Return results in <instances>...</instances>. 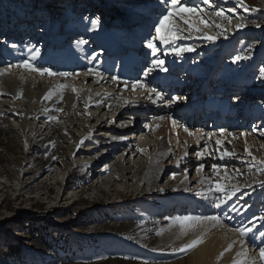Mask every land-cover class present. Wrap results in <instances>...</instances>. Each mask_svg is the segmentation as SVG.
I'll return each instance as SVG.
<instances>
[{
	"label": "rangeland",
	"instance_id": "rangeland-1",
	"mask_svg": "<svg viewBox=\"0 0 264 264\" xmlns=\"http://www.w3.org/2000/svg\"><path fill=\"white\" fill-rule=\"evenodd\" d=\"M56 1L36 0L38 4L30 5L27 0H0V10L1 7L7 9V15L3 17L10 21L11 14L22 10V15L31 17L39 9L45 8V16L51 13V17L46 18L39 13L35 14L39 21L35 17L36 20H24L32 26L28 27L30 24L25 23L28 30L26 35L20 36L23 48L18 51L16 59L19 53L23 52L22 62H39L42 67L34 66L39 69L53 67L56 61L51 57L60 60L71 59L74 51L70 44L66 45L64 41L70 38L69 30L73 27H79V38L86 41L83 45L89 51V59L97 65H105L111 56L115 55L107 53L109 48L106 47L111 44L114 46L112 50H117L122 45L134 47L138 43L147 46L148 42H152L157 48L155 55L152 53V62L163 60V67L167 69L161 71L160 68L153 67L151 62L150 68L153 70L149 73L155 80L162 82L160 84L157 81L153 89L167 94L180 87L175 84L174 76L190 77L192 82L188 87L183 86L185 93L178 100L179 108L185 103H189L190 107L183 111L177 123L182 121L194 125L195 129H203L207 132L204 137L212 142L221 138L216 123L223 117L214 112L211 120H205L211 116L207 108L210 97L217 95L219 101L233 92L227 100L231 103H234L236 98L247 102L264 100L262 93L249 99L237 95L234 92L236 86L231 83L238 77L264 83V78L260 76V69L264 67V0H243L242 4L237 3V0H208V3L204 0H180L182 4L197 9V14H193L191 20L200 31L189 30L188 25L179 17H174L172 24L178 27L180 38L170 41L169 44H164L157 38L155 29L160 18L167 14L170 0H150L149 4L138 0L134 4H128L122 0L126 7H122L125 5L120 0L119 3L113 0L114 7H103L100 2L102 0L94 1L97 6L93 0H81L78 4L76 0H65L67 5L65 4L64 11L61 9L55 13L57 8L53 5ZM20 2L24 5L22 9H19ZM87 4L89 10H86ZM116 7L122 9L117 10ZM134 8L136 11L130 14L131 16L124 13L126 9ZM12 9L16 12L11 13ZM216 11H222L230 18V22L215 16ZM63 13L67 16L64 20L61 19ZM100 14L110 18L109 24L104 25L99 21ZM201 17L208 22L207 25L200 23ZM185 18H188V14H185ZM93 21L97 22L96 27H93ZM241 23L245 26L238 27ZM40 26L46 28L42 30L43 34ZM18 31L17 29L16 32ZM206 35L216 39L208 40ZM17 44L6 40L4 32L0 35V68L40 80L42 83H74L78 105L82 103L86 91L121 93L130 100L151 101L149 89H133L129 83H121L117 90L111 86L114 81L109 78L108 83L97 84L94 78L88 80L72 73L62 76L57 74L61 72L56 71L49 75L17 67L18 64L12 62L16 54L12 45ZM188 47L193 50L183 52L179 56L172 51V48ZM29 49L33 52L39 49V55L32 59L33 53ZM164 56L170 60L165 61ZM237 56L242 59L237 60ZM205 80H208L207 87ZM220 88H223L224 92L219 91ZM153 94L155 92L151 93V97ZM49 101L30 99L27 95L13 97L12 94H0V264H181L187 253L176 255L177 251L180 252L179 244L183 240L179 234L172 232L169 235L168 229L171 230L174 226L171 219L181 216H212L219 212L216 214L206 211L208 208L200 205L194 196L188 198L187 195L182 198L181 204H176L171 210L167 209L166 213H163L167 203L168 206L175 204L174 199L178 195L171 196L172 190L164 194L151 192V184L142 180L148 165L144 169L146 160L139 159L151 157L157 151L150 133L143 132L138 138V141L140 138L144 141L142 146H137V140L133 145L137 150L131 162L142 172L141 178L137 174L129 173L130 179L125 182L118 176L116 165H124L130 169L131 165L127 160L134 150L127 136L122 141L123 146L117 147L111 132L115 128L125 129L126 125L136 124L135 120L139 119H134V116L139 113L130 115L131 112H128L119 116L117 112H107L105 106L99 109L85 107L83 104L84 110L75 113L73 105H60L58 102ZM200 101L202 106L197 111L196 103ZM169 105L173 111L179 109L176 104ZM250 115L249 120L255 123L254 127L264 125V111H251ZM174 128L172 127V130ZM261 129L264 131V126ZM253 130L255 129H248L246 132L251 133ZM250 138L254 139L249 137L248 140ZM237 139H241L240 135ZM168 142L177 150L178 144L181 148H190L195 140L192 135L184 137L179 134L177 137L172 133ZM254 143L257 147L262 146L261 150L264 148L263 138L254 140ZM102 144L110 147L100 149L98 146ZM240 145L244 146L242 140ZM89 152L92 154L87 156ZM108 155H113L111 163L101 166L99 162ZM234 167L231 169L233 172L237 169V166ZM48 168L54 169L49 180L44 174ZM106 168H109L108 172H104ZM168 169L165 168V171ZM262 169L264 164L260 163L248 166L245 173H241L244 179L234 178L232 185L229 184L231 187L224 184L225 193H218V197L227 199V191L234 185L244 188L249 182H253L258 186L257 191L246 196L239 188L231 206L235 205L238 209L244 206L257 208L260 212L247 217H231L224 210L222 214L226 215L230 223L221 222L219 230L216 229V234H213L216 238L223 236L226 242H233V239L238 238L240 244L241 240L246 243V238H250L246 247L252 254L248 255V264L258 259L260 248H264V237L259 235V232L264 231V220L257 219L264 214ZM164 177L159 182L161 188L167 190L172 185V178L168 175ZM189 177L191 180L196 179L194 171L190 172ZM139 179L140 183L137 182ZM90 180L91 183H88ZM44 182L48 184L43 185ZM90 184L95 188L90 190ZM52 186L53 189L50 190ZM175 188L176 184L173 186L174 190ZM107 192L111 194L108 195ZM143 192L152 194L157 201L141 199ZM243 196L246 198V204L241 200ZM245 227H253V230L245 236L234 231ZM39 230L42 232L38 235L36 231ZM200 246L201 244H198L189 249L188 253H195ZM10 252H15L16 257L9 259ZM261 262L260 259L255 260V264H264Z\"/></svg>",
	"mask_w": 264,
	"mask_h": 264
},
{
	"label": "bare ground",
	"instance_id": "bare-ground-1",
	"mask_svg": "<svg viewBox=\"0 0 264 264\" xmlns=\"http://www.w3.org/2000/svg\"><path fill=\"white\" fill-rule=\"evenodd\" d=\"M11 1L17 2V0ZM94 1L98 2V0H93V3H95V5L97 6L98 4ZM33 2L38 4L36 0ZM66 2L67 1L62 0L59 3L60 7H64ZM75 2L81 3L82 1L76 0ZM115 3H119V0H116ZM40 7L43 8L42 6ZM87 8L89 10L88 6ZM44 9L35 11L36 13L33 14V17H35L34 15L37 13L45 18L48 16L51 17V13H48L46 16L43 15L47 13V11L43 13ZM116 9L119 10L120 7H116ZM22 11H19V13L17 14L15 13L14 18L17 19V17H21L22 20H25V17H29L22 15L20 13ZM134 11H136V8L131 10L126 9L124 13L130 15ZM22 20H20V23L14 24L10 22V20L2 17L0 18V27L2 28L3 26L7 25V27L10 28L9 33H12V35H16L18 33H21V35L27 34V30L30 25H28L27 27L25 23L21 22ZM1 28L0 30L3 31ZM20 28L22 30H20ZM17 29L19 30L18 33L16 32ZM69 31L71 32L70 38L65 40L64 44H70L71 48L74 51L73 57L71 59L60 60L57 59V57L50 56L53 61H57V63L54 62L53 67H48L50 72L58 71L61 73H72L75 75H80V78H87L88 80H92L94 78L97 84L108 83L107 79L109 78L114 81V84L111 86L116 88L117 90L123 83H129L130 86H132L133 84H143L145 86L143 89L149 90L153 89V87L155 86V83L158 80H155V78L152 77L149 72L147 73V75H145V73L151 66L152 60L154 59V56L152 55V49H150L148 46H142L137 43V45H135L134 47H129L128 51L122 53L121 55L116 53V51L114 50H110V52L115 53V55H112L111 59H109L105 65H97L95 62H92V60L89 59V51L88 49H86L83 43H78L79 41H82V38H79V27H73ZM17 41L18 44L16 45L17 47H15L14 51V53L16 54L12 58V62L21 65L23 63V56H19L18 59H16V57L18 51L23 48V43H21L20 40ZM4 62L6 61L4 60ZM29 63L33 67L41 66L39 65V62L37 63L36 61H29ZM0 71H3V69L0 68ZM188 79L190 80V77H188ZM157 83L162 84L161 81H158ZM207 83L208 80H205V86L207 85ZM42 84L43 86H41ZM73 84L65 82L64 84L56 85H52L51 83H42L40 80H34L23 75H17L9 69H7V71H5L3 75H0V91L3 94H12L13 97L27 95V97L30 99L39 98L45 99L47 101L52 100L56 103L58 102L60 105L68 103L69 105H73V108L75 107V110L72 109L75 113H80L84 110L82 104L85 105V107H98L99 109L105 106L104 108L107 112H117L119 116L128 113L130 111V107L132 108L137 106L138 109H143L141 111H144L147 108L145 110L146 112H139V114H135L134 117L143 120L139 121V123L133 124L134 126H131L128 129V132L124 133V128H115L111 132V134H114V137L112 139L114 140L117 147L120 148L121 146H123L122 141L127 135L129 137L128 140L132 143V150H134L130 158L127 160V163H130L131 168L127 169L124 165H116V168L118 169V176L125 182L126 180L130 179V177L128 176L129 173H131L132 175L137 174L138 177H140L142 172L138 171L135 164L131 162L134 152L137 150V147H134L133 145H135L134 141H138L140 135H143V132L150 133L154 141V147H157V151L151 157L139 159L140 161L146 160V163L143 165L144 169H146L145 167L146 165H148L146 173L142 176V180H146L151 184V192L155 191L160 194H164L172 190L171 196L176 194L178 195L174 199L175 204L168 206L167 203L163 213H166L167 209L171 210L174 205L176 206V204H181L182 198L186 197L187 195H189L188 198L194 196L198 200V202H200V205L208 208V210L206 211L214 212L216 214L219 212L220 214L218 213L217 216L220 217L221 222L226 221L227 223H230L228 222L226 215L222 214V211L224 210H226L227 215L231 217H247V215H256L260 212V210L257 208H247L246 206H244V208H239V213L236 211H231V203L236 198V196H233L230 200H227V203L222 204L219 208L215 207V204L218 202L216 198L219 195L218 192H215L213 188H215V183L217 181L231 187V181L234 180V178L244 179L241 173H245V171L248 169V166H252L253 164L256 166L258 164V161L264 160V148L261 150L260 148H262V146L257 147L254 143V140L256 139H264V135H261V132H264L261 131V128L264 125L259 128L257 126L254 127L255 123H252L251 119L249 120L251 111H264V100H262V102H247L245 100H239L237 98L234 99V108L239 111V114H243V117L246 116V119L240 125L236 123H230L228 120H218L216 126H218V128L220 129L219 131L221 134V138L216 139L214 140V142H212L210 141V139L204 137L206 136L204 134L207 132L203 131V129H195L194 125L191 126L185 122L183 123L182 121L177 123V121H179V118H181L180 116L183 111L188 110V108L190 107L189 103H185L181 107L183 109L179 108V97L183 96V94L185 93V89H183V87L181 86L175 88L173 91L168 92L167 94L162 93L161 99H156L155 94H153V96L151 97L152 102H138L135 100H130L126 97L125 94L121 93L114 94L110 92L97 93L95 91H86L82 97V103L78 105L76 90H73L75 89ZM60 85H64V87L61 88ZM219 91L224 92V89L220 88ZM231 94H233V92H230L228 96L223 100L228 102V97ZM213 101V105L209 104V106L212 108L216 107L219 102L217 98ZM170 103L176 104L177 109H179L177 111H173L172 109H170ZM196 106L198 111L202 106V102L200 101L196 103ZM85 113L88 115L87 112ZM213 115L214 114H212L205 120H211L213 118ZM160 117H164V119H160ZM128 118L129 117H127V119ZM145 120L146 123L144 124ZM173 121L177 123H175L176 126H178L177 128L176 126L174 128L175 124L173 123ZM172 127L174 128L173 130ZM185 129H187V131H185ZM248 129L255 130H253L251 133H247L246 131ZM172 133L177 137L179 134H182V136L185 137L187 135H190L189 133H191L195 140V143L191 145L190 148H181L178 144L177 150H174L168 142V139ZM238 135H240V140H242L244 146L240 145V140L237 139ZM249 137H253L254 139L250 138V140H248ZM90 140L91 139H87V141ZM217 141H220V143L218 144ZM143 144L144 141L140 138L137 146H142ZM98 147L100 149H105L110 146H105L102 144ZM225 151L230 153L234 152L235 155L225 156L223 159H221V153ZM185 153H187V155H185ZM197 153H203V155L198 157ZM91 154L92 152H89L87 153V156ZM112 157L113 155L111 157L108 155L106 157H103L101 162H98L101 164V166H107L109 163H111ZM253 158H255V160ZM200 164H203L204 168L202 171L198 172L196 169ZM213 164L219 167V175L213 172ZM234 166H237V169L233 172L232 170L233 168H235ZM165 168L169 169L165 171ZM108 170L109 168H106L104 172H108ZM225 170H227V177L224 174ZM237 170H239V174L237 173ZM53 171V168H48L45 171L44 174L47 175V180L51 179ZM191 171H194V175L196 176V179L194 180L190 179L191 176L189 177ZM100 174L101 173H97V175ZM164 175H168V177L172 178V185L170 183L171 186H169L167 190H163L159 182L160 180H163L165 178ZM140 181L141 179H139L137 182L140 183ZM88 183H91V180ZM47 184V182H44L43 185ZM174 184H176L175 190L173 189ZM92 188L94 189L95 186L91 185L90 190H92ZM209 188H212L213 191L210 192ZM52 189L53 186L50 188V190ZM240 190L246 196V194H249L250 192L257 191L258 186L254 185L253 182H249L246 187L240 188ZM120 193H122V191H120ZM107 194L110 195L111 193L107 192ZM151 195L147 192H143L141 199L156 202L157 198L152 197ZM245 196L241 198L244 204H246L247 202ZM204 203L205 205H203ZM227 206L231 207L227 208ZM171 221L174 226L171 230L168 229L170 232L169 235L173 232L174 234H179L180 237H182L183 241L179 244L180 249L184 248L186 244H190L193 240L202 239V243H199L201 244L200 248L193 254L188 253V250L191 248L184 249L183 251L180 250V252L177 251L176 255L187 253L181 260V264H233V261L237 258V253L242 249V246L239 243L240 241H237L238 238H235V240L233 239V242L230 241V243L226 242V239L224 240L223 236L218 238H216L215 235L213 236V234H216V229H218V227L220 226V224L216 225L213 221H190L188 222V225H186L183 229L181 228V225L176 222V217L172 218ZM248 241H250V238L247 237L244 247H248ZM230 244L233 245L231 251H225V249H227ZM247 251L248 255H250L251 250L249 249ZM221 253H223V256L220 255ZM258 259L255 260L257 261Z\"/></svg>",
	"mask_w": 264,
	"mask_h": 264
},
{
	"label": "snow or ice",
	"instance_id": "snow-or-ice-1",
	"mask_svg": "<svg viewBox=\"0 0 264 264\" xmlns=\"http://www.w3.org/2000/svg\"><path fill=\"white\" fill-rule=\"evenodd\" d=\"M205 3H208V0H204ZM237 3H243V0H237ZM247 10V9H246ZM185 14H188V18H185ZM193 14H197V9L193 8V7H188L185 4H182L180 2V0H170V5L167 11V14L163 15L160 20L159 23L156 26V33H157V38L164 44H169L170 41L175 40V39H179V29L178 27L174 26L172 24V19L174 17H179V19L181 21H183L184 24L188 25L189 30H195L197 32L200 31L199 28H197L191 20V16ZM214 15L217 17H222L225 20H229L230 22V18L225 16L224 13L222 11H216L214 12ZM200 23L207 25V21L204 20L202 17L200 18ZM97 22L93 21V27H96ZM245 25L243 23H241L240 25H238V27H244ZM217 27H220V25H217ZM257 27H259V25H257ZM206 39L208 40H214L216 39V37L214 36H210V35H206ZM78 43H86V41H79ZM150 49H152V53L153 55H155L157 48L156 46L152 43L149 42L147 45ZM13 48L16 47V45H12ZM192 48H172V51L177 55H181L183 52H188V51H192ZM30 52H32V59H35L36 56L39 55V49H35V51L33 52L32 49H29ZM247 58V57H244ZM237 60L242 59V57L237 56L236 57ZM153 67H158L160 68L161 71H167V69H165L163 67L164 61L163 60H154L153 62ZM17 67H25L27 69H29L30 71H36V72H40L41 74L43 73H48L49 75H52L53 73L50 72L49 69H39V68H34L28 60H24L23 63L21 65H17ZM153 70V68H149L147 70V72L145 73V75H147L148 72H151ZM7 71V69L0 71V75H3L4 72ZM58 75H62V76H68L70 75L69 73H57ZM260 76L262 78H264V67H262L260 69ZM144 88L145 86L143 84H133L132 87L133 89L137 88ZM61 88L64 87V85H60ZM75 91V89H73ZM149 91V99H151V93L155 92V96L156 99H161V93L157 92L155 89H150ZM55 119V118H53ZM160 119H164V117H160ZM173 123H175V121H173ZM151 127V126H149ZM185 131H187V129H185ZM191 135V133H189ZM261 135H264V132H261ZM209 136H211V134H209ZM217 143L219 144L220 141H217ZM250 154V152H249ZM185 155H187V153H185ZM203 155V153H197V156H201ZM235 155L234 152H223L221 153L220 158L223 159L225 156H233ZM255 160V158H253ZM258 163L260 164H264V160H260L258 161ZM204 168L203 164H200L197 167V171L200 172L202 171ZM212 169L213 172L217 175H219L220 173V169L217 165L213 164L212 165ZM262 171H264V169H262ZM237 173L239 174V170H237ZM225 176L227 177V170H225ZM261 187H264V183L261 184ZM209 191H213L212 188H209ZM215 192L218 193H225L226 192V186L224 184L219 183V181H217L215 183V188H214ZM239 191V186L238 185H234L232 186L230 191H227V199H223L221 197H217V203L215 204V207L219 208L222 204L227 203V200H230L233 196H235L236 192ZM231 211H236L239 213V209L236 208L235 205H233L230 209ZM257 219L260 220H264V214H262L260 217H258ZM190 221H196V222H201V221H213L216 225L221 224V219L219 216L217 215H212V216H196V217H192V216H181V217H176V222L179 223L181 225V228L183 229L186 225H188V222ZM190 226V225H189ZM255 225H253L254 227ZM253 227H245V228H238V229H234V231L238 232L241 236H245L247 235L248 232H251L253 230ZM259 235L261 237H264V231L259 232ZM202 243V239H197V240H193L190 244H186L184 246V248L180 249V250H184L187 248H193L195 247L197 244ZM245 242L243 240H241V245H242V249L241 251H239L237 253V258L233 261V264H248V251L247 248L244 247ZM233 245H229L227 249H225V251H231ZM221 256H223V253L220 254ZM259 259L264 262V248H260L259 250ZM252 264H255V260L252 261Z\"/></svg>",
	"mask_w": 264,
	"mask_h": 264
},
{
	"label": "trees",
	"instance_id": "trees-1",
	"mask_svg": "<svg viewBox=\"0 0 264 264\" xmlns=\"http://www.w3.org/2000/svg\"><path fill=\"white\" fill-rule=\"evenodd\" d=\"M45 157H47V156H45ZM42 232V230H39V231H36V233H38V235L40 234ZM49 245V244H48ZM54 246H56V244H54ZM54 246H45V248H54ZM16 254H15V252H10V254L8 255L9 256V259L11 258V259H13V258H15L16 256H15Z\"/></svg>",
	"mask_w": 264,
	"mask_h": 264
}]
</instances>
